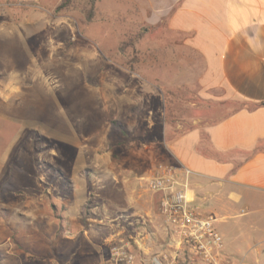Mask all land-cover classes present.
<instances>
[{"label":"rangeland","instance_id":"rangeland-1","mask_svg":"<svg viewBox=\"0 0 264 264\" xmlns=\"http://www.w3.org/2000/svg\"><path fill=\"white\" fill-rule=\"evenodd\" d=\"M62 2L0 0V111L6 109L1 101L10 91V73L26 79L16 84L25 99L8 118L0 116V264L66 263L80 245V236L72 238L75 229L96 227L88 213L77 228L75 220L62 218L75 191L70 181L78 175L88 180L85 171L74 175L70 163L80 142L77 128L91 126L79 148L99 143L96 148L112 149L121 164L129 159L127 149L163 143L238 106L200 97L204 62L179 43L183 35L168 32L164 19L152 25L128 0H69L59 8ZM106 191L89 183L76 196L112 213ZM242 207L233 205L225 218L213 204L206 213L217 218L233 264H264V244L247 254L236 237L249 222ZM109 234L103 230L99 240ZM231 238L236 242L227 243Z\"/></svg>","mask_w":264,"mask_h":264},{"label":"crops","instance_id":"crops-1","mask_svg":"<svg viewBox=\"0 0 264 264\" xmlns=\"http://www.w3.org/2000/svg\"><path fill=\"white\" fill-rule=\"evenodd\" d=\"M128 1L152 25L157 26L164 19L168 32L183 35L179 43L203 60L200 97L238 106L210 124L191 128L163 143L127 149L129 159L121 164L114 162L112 149L102 152L96 148L99 143L93 148H79L90 138L91 126L85 123L88 131L77 128L80 142L74 144L70 163L74 175L85 171L88 180L77 174V179L70 181L75 191H71L62 218L75 220L73 225L77 228V222L88 213L96 227L81 224L75 229L72 238L80 236V245L63 264H104L107 243L121 239L124 230L136 227L129 224L143 216H150L159 224L160 194L150 191L145 179L157 173L161 165L188 171V195L205 212L213 204L225 218L233 212V205L243 204L239 213L246 215L249 222L236 237L249 254L264 244V0ZM20 73H10V91L1 101L6 106L5 111H0L4 119L12 113L15 103L26 97L16 87L17 82H26ZM118 181L121 187L116 188ZM89 183L111 190L106 191L104 200L114 207L112 213L98 208V204L85 206L88 196H76ZM107 218L112 221L105 223ZM125 219L131 221L121 229L114 228ZM103 230L110 234L99 240ZM159 237L150 243L154 251ZM234 241L231 238L226 242ZM257 252L260 254L259 249Z\"/></svg>","mask_w":264,"mask_h":264},{"label":"built area","instance_id":"built-area-1","mask_svg":"<svg viewBox=\"0 0 264 264\" xmlns=\"http://www.w3.org/2000/svg\"><path fill=\"white\" fill-rule=\"evenodd\" d=\"M187 175L181 167L161 165L145 179L148 189L160 194V222L143 216L129 224L136 227L107 243L104 264H233L224 253L215 217L188 195ZM157 236L154 251L150 243Z\"/></svg>","mask_w":264,"mask_h":264},{"label":"trees","instance_id":"trees-1","mask_svg":"<svg viewBox=\"0 0 264 264\" xmlns=\"http://www.w3.org/2000/svg\"><path fill=\"white\" fill-rule=\"evenodd\" d=\"M69 4V0H64V2H62L59 6V8H64L66 6H68ZM93 5H94V1H91L90 3V10L88 11V14H87V20L90 21L91 20V17H92V11H93ZM134 40L131 41V44L133 43ZM113 123L115 125H120V123L116 122V121H113ZM121 126V125H120Z\"/></svg>","mask_w":264,"mask_h":264}]
</instances>
